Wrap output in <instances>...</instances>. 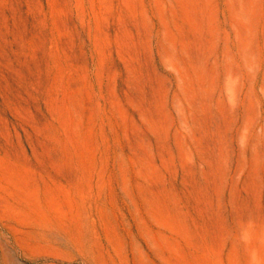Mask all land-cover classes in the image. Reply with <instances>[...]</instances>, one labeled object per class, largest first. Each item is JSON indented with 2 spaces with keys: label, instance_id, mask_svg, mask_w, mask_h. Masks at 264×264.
Returning a JSON list of instances; mask_svg holds the SVG:
<instances>
[{
  "label": "rangeland",
  "instance_id": "rangeland-1",
  "mask_svg": "<svg viewBox=\"0 0 264 264\" xmlns=\"http://www.w3.org/2000/svg\"><path fill=\"white\" fill-rule=\"evenodd\" d=\"M0 264H264V0H0Z\"/></svg>",
  "mask_w": 264,
  "mask_h": 264
}]
</instances>
